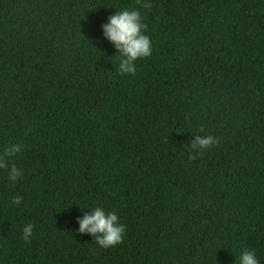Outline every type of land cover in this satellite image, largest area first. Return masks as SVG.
Returning <instances> with one entry per match:
<instances>
[{"label": "trees", "instance_id": "16d2710c", "mask_svg": "<svg viewBox=\"0 0 264 264\" xmlns=\"http://www.w3.org/2000/svg\"><path fill=\"white\" fill-rule=\"evenodd\" d=\"M150 2L0 0V154L24 145L0 264H264V0ZM124 9L153 45L135 75L101 28ZM98 205L127 226L115 247L77 231Z\"/></svg>", "mask_w": 264, "mask_h": 264}, {"label": "clouds", "instance_id": "9594fccd", "mask_svg": "<svg viewBox=\"0 0 264 264\" xmlns=\"http://www.w3.org/2000/svg\"><path fill=\"white\" fill-rule=\"evenodd\" d=\"M144 9L152 7L150 0H141ZM104 39L113 44L118 54V72L121 75H135L137 72L136 61L148 58L152 55L153 45L151 37L146 34V25L140 10L124 9L116 11L107 17V22L102 24ZM203 131V130H201ZM190 141V147L195 153H202L218 144L214 135H194ZM24 145L13 143L6 146L0 154V170L6 173V180L10 185H16L24 176V170L13 162L14 158L22 153ZM23 197L16 195L11 203L18 206ZM91 212H85L77 218L79 225L77 231L94 237V241L101 248H111L123 242L126 233V225L121 222L116 211L106 210L103 206L90 208ZM34 225L29 222L22 229V238L30 242L33 236ZM237 264H261L255 250L241 249Z\"/></svg>", "mask_w": 264, "mask_h": 264}]
</instances>
